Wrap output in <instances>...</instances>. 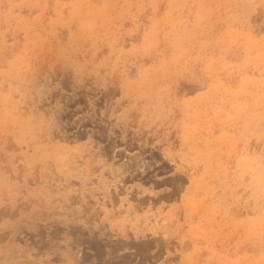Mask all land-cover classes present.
Segmentation results:
<instances>
[{"label":"rangeland","instance_id":"1","mask_svg":"<svg viewBox=\"0 0 264 264\" xmlns=\"http://www.w3.org/2000/svg\"><path fill=\"white\" fill-rule=\"evenodd\" d=\"M0 264H264V0H0Z\"/></svg>","mask_w":264,"mask_h":264}]
</instances>
